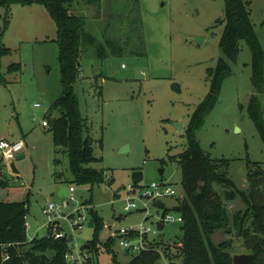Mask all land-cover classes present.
<instances>
[{"label":"rangeland","instance_id":"1","mask_svg":"<svg viewBox=\"0 0 264 264\" xmlns=\"http://www.w3.org/2000/svg\"><path fill=\"white\" fill-rule=\"evenodd\" d=\"M248 1L264 50V0ZM69 8L85 16L86 32L95 39L94 45L86 39L82 73L73 88L95 138L99 160L91 166L105 169V181L70 182L68 158L62 155V163H55L53 134L42 122L49 120L52 104L63 92L57 27L43 5L14 3L6 28L5 7L0 6V45L11 51L0 58V138L22 139L25 145L20 153L25 156L0 159V200H7L13 188H20L14 199H29L28 239L48 234L43 221L48 216L43 210L49 202L68 200L67 212L80 202L87 205L89 218L92 210L103 218L94 264H116L115 259L128 262L134 253L114 233L144 224L152 229L147 234L148 245L160 246L166 258L159 260L169 264L165 249L182 236V222L166 221L162 229L158 222L166 214L178 216L175 206L185 196L182 167L169 157L186 148L185 129L209 91L208 68L223 56L219 41L225 26V0H73ZM195 35L205 40L199 43ZM240 48L237 59L230 62L232 71L222 83L217 103L196 134L212 158L231 159L230 176L246 188L249 163L259 162L264 168V139L249 113L256 93L264 119V72L262 92L257 93L251 48L244 39ZM15 63L21 69L10 71ZM52 113L57 116L54 109ZM177 121L184 124L182 132ZM13 162L18 172L13 171ZM137 169L144 172V186L164 181L174 187L175 194L163 197L165 205L156 207L151 202L145 207L148 199L140 194V187L131 189L132 173ZM56 171L63 173L62 179L56 178ZM2 181L9 184L1 185ZM71 185L74 200L71 194L59 195L61 187ZM128 197L137 203L132 211L124 209ZM228 207L232 214L246 205L238 197ZM61 224L73 236V256L83 264V246L95 237L94 225L87 220L74 228L65 219ZM109 236L114 237L110 247L103 243ZM230 237L234 240L232 256L252 252L242 237L225 231L214 234L216 242Z\"/></svg>","mask_w":264,"mask_h":264},{"label":"trees","instance_id":"2","mask_svg":"<svg viewBox=\"0 0 264 264\" xmlns=\"http://www.w3.org/2000/svg\"><path fill=\"white\" fill-rule=\"evenodd\" d=\"M73 0H0L5 7L4 27H8L11 6L14 3L43 5L57 27L56 42L59 46V61L62 95L52 104L49 113V130L52 131L55 151V163H62V155L69 161L73 175L70 182L95 184L105 181V169L91 166L98 161L95 154V138L89 128L88 118L82 113L79 99L73 84L82 73L81 59L86 39L94 45L95 39L86 32L85 16L70 11ZM225 26L219 41L222 50L215 67L208 68L210 87L205 98L198 104L185 129L188 137L186 148L171 160L182 167L185 196L175 206L183 216L181 225L183 234L175 240L173 246L165 249L171 261L184 264H234L231 249L233 237L216 242L214 234L225 231L231 236L242 237L254 254L252 264H264V168L259 162L249 163L247 187L241 188L230 176L231 159H214L201 146L197 131L204 124L206 116L219 99L224 79L231 74V61H235L240 52V41L246 40L252 51V79L257 93L262 92L264 72V50L257 37L248 0H225ZM1 16V14H0ZM221 21V19H218ZM91 37V38H90ZM10 48L0 45V58L9 54ZM20 70L21 64L9 66V70ZM57 112L53 116L52 110ZM249 113L258 126L264 139V119L261 100L258 94L251 97ZM102 139H100V143ZM57 179L63 173L56 171ZM1 185H8L2 181ZM240 197L246 207L229 212L228 202ZM29 199L0 200V264H70L66 253L70 249L67 237L54 238L51 235L28 240L26 222L29 212ZM95 237L87 243L84 250L94 258L98 254V231L103 226V218L92 210ZM114 237L109 236L105 246L110 247ZM8 258L5 259V256ZM158 245H150L147 250L133 254L132 258L116 264H154L161 258ZM74 264V263H71Z\"/></svg>","mask_w":264,"mask_h":264},{"label":"built area","instance_id":"3","mask_svg":"<svg viewBox=\"0 0 264 264\" xmlns=\"http://www.w3.org/2000/svg\"><path fill=\"white\" fill-rule=\"evenodd\" d=\"M36 106H39V104H36ZM42 124L48 126L49 125L48 120H43ZM24 145L25 144L22 139L11 140L10 138H5V137L0 138V159H4V160L15 159L16 156L20 153V151L24 148ZM134 187H140V194L144 196L145 199H148L147 201L145 200L144 203L145 207H147L151 202L153 205L155 201L157 200L163 201V197L175 194L174 187L164 181L153 182L149 186H144L141 183L132 182L131 189L134 190L135 189ZM74 191H75V187L71 185L68 188V195L71 194L70 197L73 200H74V194H73ZM130 199L131 198L128 197L127 203L124 205V209L126 211H132L133 208L137 207V203L135 201H131ZM68 205H69L68 200H65L63 202L51 201L45 206L43 211L48 216V218L47 220L44 219L43 221H44V226L48 228L47 235H51L54 238L67 237L69 240V237L71 235H68L64 230L61 224L62 220L64 219L69 220L74 228L81 227L82 224L87 220L89 222V219L91 217L89 218L86 214L87 205L84 206L80 202L76 204L73 210L67 212L66 209L68 208ZM160 221L163 224L166 221L183 222V216L180 212L178 216L172 214L170 215L166 214L165 218L163 217ZM29 226L30 224L27 221L26 230L29 228ZM151 230L152 229L149 226H145L144 224H142L141 227L138 229L133 227L120 228L119 234L114 233V236L117 235L120 236L121 245H123L128 251L134 254H138L149 248L150 245H148L149 239L147 234ZM35 237L37 236H34L28 240L30 241ZM72 240H73V236H72ZM72 240H69V243ZM82 255H83V264H94L95 258H92V260H90L89 258L90 254L87 252V250L83 249ZM161 257L166 258L165 256H161ZM7 258L8 255L5 256V259ZM66 258L70 261V263L78 264L77 261L79 260L73 256L71 245H70V249L66 253ZM154 264H156V262Z\"/></svg>","mask_w":264,"mask_h":264},{"label":"water","instance_id":"4","mask_svg":"<svg viewBox=\"0 0 264 264\" xmlns=\"http://www.w3.org/2000/svg\"><path fill=\"white\" fill-rule=\"evenodd\" d=\"M193 39L195 41L199 42V43H202L205 40V37L202 36V35H195V36H193ZM175 124H176L177 129L180 132H182L183 129H184L183 122L182 121H177ZM123 150H126V147H124ZM24 156H25L24 154H18L16 156V158L17 159H21ZM11 166H12V169H13L14 172H18V169H17V167H16L14 162L11 164ZM163 172H164V170L161 169L160 173L163 174ZM143 178H144V172L142 170L137 169V170L133 171V173H132V182L133 183H141ZM59 195H61V196L68 195V189L66 187H64V186L61 187V189L59 191ZM164 204H165L164 201H161V200H157V201H155L153 203V205L156 206V207H161ZM89 225L90 226L94 225V220H93L92 217L89 219ZM163 227H164V224L161 221H159L158 222V228L162 229ZM69 240H72V235L69 237ZM84 247L86 249H88L90 247V244L86 243L84 245ZM253 257H254L253 253H237V254H234V256H233V262H234V264H252ZM156 264H163V263L161 261H156ZM170 264H184V263L179 262V261H171Z\"/></svg>","mask_w":264,"mask_h":264},{"label":"crops","instance_id":"5","mask_svg":"<svg viewBox=\"0 0 264 264\" xmlns=\"http://www.w3.org/2000/svg\"><path fill=\"white\" fill-rule=\"evenodd\" d=\"M91 3V2H90ZM94 8V7H93ZM95 10V9H94ZM46 127H49V125L48 126H46ZM2 138V137H1ZM19 154H21V153H19ZM20 189V188H19ZM18 189V190H19ZM18 190H16V191H14V188L12 189V190H10V193H9V198L7 199V200H5V201H13V200H16V199H14L13 197H14V195L16 194V192H18Z\"/></svg>","mask_w":264,"mask_h":264}]
</instances>
